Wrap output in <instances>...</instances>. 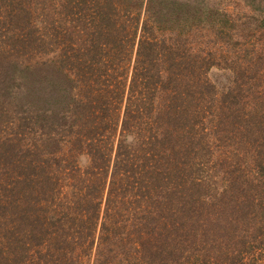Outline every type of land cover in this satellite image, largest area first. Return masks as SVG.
<instances>
[{"label":"rangeland","instance_id":"374dc122","mask_svg":"<svg viewBox=\"0 0 264 264\" xmlns=\"http://www.w3.org/2000/svg\"><path fill=\"white\" fill-rule=\"evenodd\" d=\"M8 1L0 0V20L6 13H11ZM19 1L26 7L27 24L18 29L0 25V264L58 262L59 253L48 246L45 228H58L59 223L49 224L50 216L54 219L62 217L63 206L72 204L77 186L89 178L85 169L91 167H94L92 184L101 189L94 198V202L101 201L99 206L97 203L98 212L94 216L98 221L94 227L96 239L106 207L111 204L109 216L104 218L110 224L119 214L114 213L117 205L134 200L133 195L128 196L129 186L123 193L122 188L115 189L123 180L119 173L126 168L123 160L117 164L119 152L123 155L136 150L139 151L137 154L142 153L143 139L156 131L159 137H168V151L174 148L176 154L187 155L194 150L199 152L198 159L204 165L207 154L213 153V160L218 159L219 154L221 158L224 155L238 157L248 154L247 139L264 140L263 110V116H258L259 109L264 108H258L264 100L260 96V91L264 93L261 90L264 87V0H176L184 6L179 10L180 14L177 12L183 21L178 19L177 13L170 11L175 8L167 0H151L146 12L144 7L148 0ZM109 16L111 20H108ZM138 17L136 22L134 19ZM144 20V39L147 41L144 40L146 46L141 55L147 58L194 55L198 45L205 47L211 55H217L221 64L213 62L205 68L203 75L206 83L214 86L199 82L195 88L194 93L202 103L203 95L206 97L227 89L233 76L237 77L238 85L249 89L248 97L258 103V107L250 118L254 128L247 139L242 140L239 134L232 136L230 145L224 147L218 138H214L218 118L213 109L220 107L221 100H214V104L210 102L207 116L191 129L194 119L189 115L191 108L188 106L190 100L195 101L196 95H193L190 79L189 85H176V90L188 91L190 96H187L188 92H182V99H178L181 112L170 120L166 119L170 98L167 92L161 93L164 88L149 100L151 95L148 96L147 91L151 90L140 93V84L135 85L136 95L130 91L131 64L126 68V62L120 63L116 85H100L97 89L94 82L91 83L96 52L104 56L125 55L123 52L133 55L132 58L137 55V41L143 32L140 28ZM107 22L115 23L114 27L119 30L124 25V29L112 38L115 48L95 51L94 27ZM136 24L139 27L135 44L129 47L127 42L132 38ZM161 38L163 41L159 40ZM152 41L154 47L150 44ZM116 44L122 45L118 48ZM91 61L92 65L88 66ZM230 67L237 73H232ZM248 80L254 81L251 88ZM170 90L174 91L173 85L168 92ZM231 98L226 96L224 101L227 103ZM126 116L129 122L124 124ZM241 120L246 122L245 117ZM65 128L71 132L67 133ZM79 136L88 144L83 147L71 145ZM189 138L193 150L187 144L181 147L183 139ZM221 138L227 143L223 136ZM96 142L99 143L94 145ZM211 167H215L214 162ZM159 168L165 169V166L159 164ZM114 169L118 171L113 174ZM19 182L24 187L30 184L26 196ZM112 182L113 194L108 196ZM32 188L37 192L31 194ZM32 200H35L34 205L29 203ZM34 208H37L35 217L39 216L44 231L36 228L32 231L33 222L38 220L31 213ZM71 219L69 229L75 231L77 220ZM69 229L52 232L59 238ZM81 245L72 244L69 249L72 264H91L86 254L88 250L82 249ZM83 246H87V242Z\"/></svg>","mask_w":264,"mask_h":264},{"label":"trees","instance_id":"16d2710c","mask_svg":"<svg viewBox=\"0 0 264 264\" xmlns=\"http://www.w3.org/2000/svg\"><path fill=\"white\" fill-rule=\"evenodd\" d=\"M167 1L175 8H170L173 13H179V10L184 7L180 6L182 3L176 0ZM150 2L151 0H148L146 3L145 12L149 9ZM142 4L143 2L140 3V9ZM8 6L12 14L6 13L3 20H0V25L10 26L9 29H18L26 25L28 15L26 7L21 6V1L9 0ZM179 16H177L178 19L181 18L180 20L183 21V17ZM111 19L109 16L108 20ZM139 19L140 17L134 20L138 22ZM156 20H158L157 17ZM115 25L109 22L95 25V51L115 48L112 38L124 29V25L120 30L115 28ZM138 27V24L134 26L133 36L127 42L129 47L135 44ZM145 28L144 20L140 28L143 32L140 33L141 36L137 41V55L134 58H132L133 55H126V52H123L125 55L106 56L98 55L100 52H96L92 77L94 80L91 83L94 82L97 89L100 85L107 86L111 83L116 85L119 74L117 68L120 63L126 62V68L128 64H131L130 91H134L136 95L135 85L140 84V93L143 94V90H151V92L147 91L148 96L151 95L148 97L149 100L156 92L164 88L161 93L167 92L170 98V102L166 105L170 110V112L167 111L166 119L170 120L181 112L178 99H182L184 90H176V85H189L190 79L191 86H194L193 95H196L195 101L190 100L191 104L188 106L191 108L189 115L194 119L191 129L202 123L203 118L207 116L206 110L211 109L208 105L210 102L214 104V100H221L220 107L216 106L213 109L218 118L216 123L218 129H215L214 138H218L224 147L230 145L228 142L232 136L239 134L242 140L247 139L246 137L251 135L254 128L253 120L251 121L250 118L258 107V103L255 104L249 99V89L245 90L238 85L237 77L233 76L227 89L212 92L209 96L205 95L206 97L203 95L202 103L198 95L194 93L195 88H198L199 82L206 83L203 75L207 66L213 62L217 65L221 64L217 60V55H211L205 47L198 45L194 55H158L156 59L147 58L141 55L147 41L144 39ZM159 40L163 41V38ZM150 44L154 47L155 42L152 41ZM121 45L116 44V47L120 48ZM89 64L92 65V61L87 65L90 66ZM230 69L232 73H237L235 68L230 67ZM127 74L126 71L125 76ZM170 81L173 83H169ZM248 81L251 88L254 81ZM206 84L214 86L208 81ZM167 85L169 87L173 85L174 91L168 92ZM261 90L264 91V87ZM260 94L263 98L264 93L260 91ZM187 96H190L189 92ZM226 96H232L227 103L224 101ZM234 99L238 101L234 102ZM262 107H264V100L260 102L258 108ZM259 110L261 112L258 116H263L264 108ZM240 116L245 117L246 122L242 121L243 118ZM160 121L159 124L162 125V119ZM127 122L129 118L127 119L126 116L123 123ZM65 130L67 133L71 132V129L65 128ZM148 136L142 141V153L137 154L138 150L134 153L127 152L126 155L119 152L117 164L123 160L126 168L119 173L122 174L123 180L115 189L122 188L123 193L128 191L129 186L128 196L133 195L134 200L118 204V209L114 213L119 214H116L110 224L104 218L109 216L111 204L106 207V214L103 215L96 239H94V227L98 221L94 216L98 212L97 203L99 206L101 201L94 202V198L99 195L101 189L92 184L94 167L85 169V175L89 178H86L87 182L77 186L72 204L63 206L62 217L54 219L50 216L52 219L48 221L49 224L59 223L56 230L49 226L42 227L39 216L35 217L37 208L31 212L38 219L33 222L32 231L35 228L44 231L45 228L48 246L59 253H57L56 264H72V254L69 253V249L72 244L74 246L77 243L82 244V249L88 250L86 254L90 257L91 264H264V140L256 142L253 139H247L249 140L246 142L249 147L246 148L249 149L248 154L238 157L224 155L221 158L219 154L218 159L213 160L211 159L213 153L207 154L208 158H205L207 161L204 165V162L202 164L198 159L199 152H195L192 148L191 138L183 139L184 143L181 147L187 144L192 148V154L178 155L174 148L168 151L169 146L166 143L169 140L168 137H159L157 131ZM221 136L227 140V143L222 141ZM76 144L83 147L88 142L79 136L71 142V145ZM217 146L220 148L219 145ZM85 149L88 150L87 147ZM96 157L98 160L101 159L99 156ZM236 158H238L237 165H235ZM217 160H220V163ZM213 162L215 167H211ZM159 164L164 165L165 169H160ZM117 171L114 169L112 173ZM215 181L217 182L213 184ZM19 185L23 188L25 195L30 184L28 183L26 187L22 183ZM113 186L114 182L108 190V196L110 194L112 196ZM35 191L37 192V189L32 188L31 194ZM34 201L29 203L33 204ZM70 219L77 220L74 226L77 230L69 229L72 227ZM62 229L69 230L59 238L53 235L52 231ZM32 235L34 236V233ZM85 242L87 246L84 247Z\"/></svg>","mask_w":264,"mask_h":264}]
</instances>
